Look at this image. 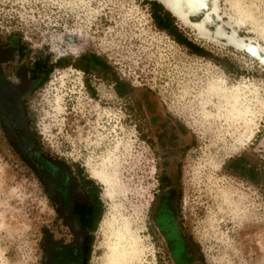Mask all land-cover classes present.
Wrapping results in <instances>:
<instances>
[{
	"label": "rangeland",
	"instance_id": "obj_1",
	"mask_svg": "<svg viewBox=\"0 0 264 264\" xmlns=\"http://www.w3.org/2000/svg\"><path fill=\"white\" fill-rule=\"evenodd\" d=\"M219 4L264 54V0ZM11 38L36 81L30 128L53 155L108 175H90L102 187L105 225L89 264H264L257 57L203 36L160 0H0V39ZM217 84L245 98L242 143L238 119L216 115ZM52 218L46 189L0 117V264H45Z\"/></svg>",
	"mask_w": 264,
	"mask_h": 264
},
{
	"label": "flooded vegetation",
	"instance_id": "obj_2",
	"mask_svg": "<svg viewBox=\"0 0 264 264\" xmlns=\"http://www.w3.org/2000/svg\"><path fill=\"white\" fill-rule=\"evenodd\" d=\"M17 39H0V117L48 193L53 214L45 264H89L103 217L102 187L82 166L53 155L29 126L26 100L36 84Z\"/></svg>",
	"mask_w": 264,
	"mask_h": 264
},
{
	"label": "bare ground",
	"instance_id": "obj_3",
	"mask_svg": "<svg viewBox=\"0 0 264 264\" xmlns=\"http://www.w3.org/2000/svg\"><path fill=\"white\" fill-rule=\"evenodd\" d=\"M160 1L183 24L192 27L193 29L197 30L203 36H207V37H210V38H213V39H222L223 38L228 43L234 45L235 47H237L239 49H245V50H247L250 54H252L253 56L257 57L262 64H264V54L261 52V45L258 44V43H254L253 41H250V42L245 41L243 38L239 37L238 34H237V29L235 28L234 25L235 24L236 25L237 24H242L243 23V20L242 19H237V20H234L233 21L230 18L229 21H227V22L224 21L223 16L220 14V4H219L220 0H160ZM225 23L231 25L233 27V30H231V31L226 30V28L224 27V24ZM211 88H212V86H211ZM99 92H101V90H99ZM211 92H214L217 96H220L222 98V101H223V105L220 104L221 105V108L223 109V113H221L219 111L220 112L219 115H218V113L216 114L217 116H219V119H220V117H223V119L225 121L226 120L233 119V121L230 122L231 125H233L236 122L235 119L236 120L238 119L239 122L237 123V125L235 127V131H237L235 135H236V139L238 140V142L242 143L243 140H244V138H245L244 137L245 136V131H246V129H249L248 128L249 123H248V120H247V116H248L249 110L244 106V99L245 98H242L243 94L240 93V92H236V91H234V92H231V91L230 92H227V88L221 86V84H217L216 89L211 90ZM213 121H215V120H213ZM233 130H234V128H233ZM248 133H249V131H248ZM249 135H250V133H249ZM90 175L91 176H94L96 178H99L100 180L103 179L106 182L108 180V175L106 173L102 172V171L90 170ZM109 181H108L107 184H109ZM117 191H119V190H117ZM112 192H113V190H112ZM113 222H115V221H113ZM100 225L104 227L105 221H101ZM107 227L105 229H107ZM128 228L130 229V227H127L126 229L128 230ZM123 231H124V229H123ZM124 233H127V232H124ZM132 244H134V242ZM135 246L137 247V245H135ZM110 249L113 250V248H110ZM121 250H122V248H121ZM125 250H126L127 253H130L134 249H133V246L130 245V246H127L125 248ZM106 251H108V250H106ZM108 253H110V252H108ZM141 253H143V252H141ZM137 254H139V253L137 252ZM122 258L124 259L123 255H122ZM132 260H133V258H132ZM109 262H111V261H109ZM113 262H115V261H113ZM124 263H126V262H124Z\"/></svg>",
	"mask_w": 264,
	"mask_h": 264
},
{
	"label": "trees",
	"instance_id": "obj_4",
	"mask_svg": "<svg viewBox=\"0 0 264 264\" xmlns=\"http://www.w3.org/2000/svg\"><path fill=\"white\" fill-rule=\"evenodd\" d=\"M118 90V89H117ZM118 93L120 94L121 93V91L120 90H118Z\"/></svg>",
	"mask_w": 264,
	"mask_h": 264
}]
</instances>
